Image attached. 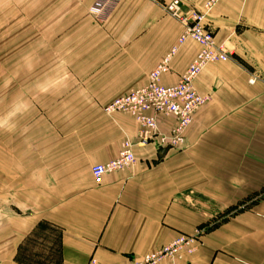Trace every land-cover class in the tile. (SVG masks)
<instances>
[{
  "label": "crops",
  "instance_id": "1",
  "mask_svg": "<svg viewBox=\"0 0 264 264\" xmlns=\"http://www.w3.org/2000/svg\"><path fill=\"white\" fill-rule=\"evenodd\" d=\"M172 1L121 0L103 21L89 14L96 0L32 8L41 41L67 62L65 76L84 82L64 90L78 96L60 131L36 135L31 149L23 142L0 166V264H124L200 229L192 264H264V0H220L208 15L231 59L196 79L208 102L184 146H137L132 168L93 176L138 131L131 116L103 108L146 86L175 47L162 84L176 85L200 50L192 40L179 46L183 27L165 8ZM180 1L202 11L208 0ZM174 123L164 119L161 131Z\"/></svg>",
  "mask_w": 264,
  "mask_h": 264
},
{
  "label": "built area",
  "instance_id": "2",
  "mask_svg": "<svg viewBox=\"0 0 264 264\" xmlns=\"http://www.w3.org/2000/svg\"><path fill=\"white\" fill-rule=\"evenodd\" d=\"M121 0H96L90 7L89 14L96 20L103 21L110 16ZM220 0H208L202 11H184L180 0H173L165 8L168 14L183 27L179 46L188 40L199 45L200 50L186 72L174 86L162 84L163 76L171 71V61L178 48L175 47L162 62L150 73L146 86L115 99L103 108L105 114H127L131 116L138 131L135 141L125 140L119 156L92 169L93 176L100 180L107 174L125 171L137 163L135 147L155 145L159 149H181L186 140V133L195 120L196 113L208 102V99L195 89L194 83L202 72L212 64L230 61V53L217 44L213 33L208 29V15ZM252 84L256 82L253 78ZM174 120V126L168 134L161 131L164 119ZM204 230H197L194 235H180L171 243L146 256L124 264H192L188 256L194 255L200 244ZM88 264H100L92 258Z\"/></svg>",
  "mask_w": 264,
  "mask_h": 264
},
{
  "label": "rangeland",
  "instance_id": "3",
  "mask_svg": "<svg viewBox=\"0 0 264 264\" xmlns=\"http://www.w3.org/2000/svg\"><path fill=\"white\" fill-rule=\"evenodd\" d=\"M41 0H0V166L8 164L10 150L32 148L41 132H59L62 115L71 108L67 87L84 78L65 76L67 62L56 45L41 41ZM34 14V15H33ZM72 63L69 64V68ZM65 88V89H64ZM207 98V97H206ZM208 99V98H207ZM30 135H32L30 140ZM26 140V141H25ZM17 156V155H16ZM238 210L233 208L226 213Z\"/></svg>",
  "mask_w": 264,
  "mask_h": 264
},
{
  "label": "trees",
  "instance_id": "4",
  "mask_svg": "<svg viewBox=\"0 0 264 264\" xmlns=\"http://www.w3.org/2000/svg\"><path fill=\"white\" fill-rule=\"evenodd\" d=\"M233 209V208H232Z\"/></svg>",
  "mask_w": 264,
  "mask_h": 264
}]
</instances>
